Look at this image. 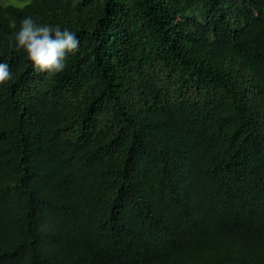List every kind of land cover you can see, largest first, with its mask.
<instances>
[{
	"label": "trees",
	"instance_id": "trees-1",
	"mask_svg": "<svg viewBox=\"0 0 264 264\" xmlns=\"http://www.w3.org/2000/svg\"><path fill=\"white\" fill-rule=\"evenodd\" d=\"M0 3V264H264V0ZM25 17L80 39L47 76Z\"/></svg>",
	"mask_w": 264,
	"mask_h": 264
},
{
	"label": "clouds",
	"instance_id": "clouds-1",
	"mask_svg": "<svg viewBox=\"0 0 264 264\" xmlns=\"http://www.w3.org/2000/svg\"><path fill=\"white\" fill-rule=\"evenodd\" d=\"M8 26L14 30L11 39L17 51H23L35 72L54 76L65 71L69 56L75 55L80 47V39L68 27L40 25L31 17L21 20L17 30L14 19ZM11 80L9 64L0 62V85Z\"/></svg>",
	"mask_w": 264,
	"mask_h": 264
},
{
	"label": "rangeland",
	"instance_id": "rangeland-1",
	"mask_svg": "<svg viewBox=\"0 0 264 264\" xmlns=\"http://www.w3.org/2000/svg\"><path fill=\"white\" fill-rule=\"evenodd\" d=\"M28 1L27 0H0L1 4L4 5H15V6H24Z\"/></svg>",
	"mask_w": 264,
	"mask_h": 264
}]
</instances>
